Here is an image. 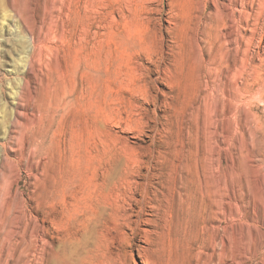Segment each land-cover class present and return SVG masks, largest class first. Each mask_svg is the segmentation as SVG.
Returning a JSON list of instances; mask_svg holds the SVG:
<instances>
[{
    "label": "rangeland",
    "instance_id": "rangeland-1",
    "mask_svg": "<svg viewBox=\"0 0 264 264\" xmlns=\"http://www.w3.org/2000/svg\"><path fill=\"white\" fill-rule=\"evenodd\" d=\"M232 1L0 0V171L14 172L7 178L0 173V202L15 182L19 193H26V174L15 171L8 160L18 146L3 141L11 112L22 106L20 99L13 104L11 92L17 87L23 95L30 78L29 72L22 73L25 55L33 57L32 73L38 79L31 85L35 106L46 96L47 79L55 72L68 84L75 82L80 92L84 63L99 56L103 94L95 112L100 118L86 119L80 102L70 106L59 128L73 130L80 142L89 143L97 140L100 129L105 153L93 158L91 170L97 182L115 168L132 183L150 185L159 181L153 177L169 174L178 162L198 154L200 165L207 166L208 157L218 194L228 192L230 259L264 264L263 0L248 1L250 15L245 13V27L236 32L243 30L248 37L249 65L221 72L206 64L209 28H216L210 26L209 14L215 7L231 11ZM223 19L228 22L227 15ZM29 33L34 47L26 50ZM236 44L228 46L229 52L239 51ZM229 58L232 63L233 56ZM228 88L234 91L228 93ZM74 184L61 189L57 200L38 213L44 232L38 246L44 254H30L29 264H68L72 243L100 229L103 208L95 200L87 207L76 201L85 186ZM67 207L75 208L71 215ZM149 211L145 213L154 220ZM53 213L52 226L48 218ZM132 243L142 245L138 237ZM135 261L139 264L137 257Z\"/></svg>",
    "mask_w": 264,
    "mask_h": 264
},
{
    "label": "bare ground",
    "instance_id": "bare-ground-1",
    "mask_svg": "<svg viewBox=\"0 0 264 264\" xmlns=\"http://www.w3.org/2000/svg\"><path fill=\"white\" fill-rule=\"evenodd\" d=\"M248 1L233 0L231 11L215 7L209 14L210 26L216 28H209L212 32H208L206 64L215 71H228L232 65L244 70L249 65L248 37L243 30L236 33L245 27L242 28V22L247 16ZM225 15L228 22L223 19ZM218 26L222 27L220 31ZM29 35L24 38L26 50L34 47V36ZM233 42L237 43V53L229 52L228 46ZM229 55L233 56L232 63ZM32 58L25 55L23 59L22 73L29 72L30 78L23 95L20 96L17 87L11 92L13 104L20 99L22 106L21 111L11 112L10 125L3 137V141L18 146L15 151L11 150L13 159L8 160L15 165V171L26 174L27 186L26 193H19L18 184H11L0 202V259H3L0 264L10 261L29 264L26 258L30 254L38 258L44 252L38 246L44 234L38 213L56 201L59 191L71 183L85 186L82 197H75L76 201L87 207L95 200L104 215L97 232L72 243L68 264H138L135 257L139 264H241L244 261L230 259L228 192L223 196L218 194L214 165L211 160L208 162V157L207 166L200 165L198 154L188 162H178L169 174L153 177L159 181L150 185L132 183L127 173L115 168L113 174L107 173L98 183L91 170L93 158L105 153L100 129L97 140L89 143L80 142L77 132H59V128L70 106L80 102L86 108V119L88 116L100 118L95 107L99 106L103 94L101 57L87 58L80 92L75 82L68 84L63 74L55 72L51 76L54 78L47 79L46 96L38 106L34 104L35 89L31 86L38 83L37 75L32 73ZM227 91L232 93L234 88ZM69 98L79 100L73 102ZM10 171L8 175L6 171L0 173L6 178L14 176ZM145 207L154 220L148 218L150 214L145 213ZM74 209L67 207L66 213L71 215ZM48 221L54 225V213ZM135 237L142 245L132 243ZM11 243L13 254L9 258L12 260H8L7 249Z\"/></svg>",
    "mask_w": 264,
    "mask_h": 264
}]
</instances>
